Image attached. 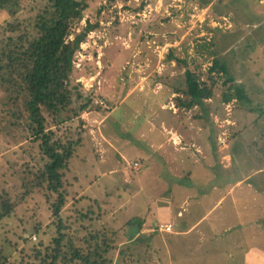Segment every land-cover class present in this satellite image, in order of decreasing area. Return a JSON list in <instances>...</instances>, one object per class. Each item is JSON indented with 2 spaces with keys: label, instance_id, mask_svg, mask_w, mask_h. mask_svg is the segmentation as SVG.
<instances>
[{
  "label": "rangeland",
  "instance_id": "1",
  "mask_svg": "<svg viewBox=\"0 0 264 264\" xmlns=\"http://www.w3.org/2000/svg\"><path fill=\"white\" fill-rule=\"evenodd\" d=\"M86 2L71 38L88 23L94 30L74 57L73 103L59 116L44 113L48 129L77 142L64 179V249L70 251L72 243L71 251L88 255L98 241L108 251L101 250L104 262L96 253L92 261L138 264L130 245L131 222L144 219V233L159 237L171 232L159 230L168 223L167 183L181 180L217 183L218 197L226 194L201 222V231L219 219L216 233H235L236 238L251 233L241 242L251 244L253 253L262 252L264 237L256 235L264 233V0ZM30 4L25 2L16 15L0 13V44L7 22H23L37 13L38 5ZM215 58L229 64L232 83L245 88L251 103L224 101V93L234 89L225 76L209 73ZM186 69L214 89L212 98L190 109L177 98H185ZM86 101L90 105L81 111ZM28 118L23 100L15 101L0 86V201L14 206L11 216L0 217V252L8 264H41L39 251L44 255L59 236L48 193L32 185L42 155ZM172 159L177 161L174 177ZM136 161L139 170L133 168ZM215 197L209 201L215 203ZM205 202L202 210L209 206ZM96 232L97 240L91 238Z\"/></svg>",
  "mask_w": 264,
  "mask_h": 264
},
{
  "label": "trees",
  "instance_id": "2",
  "mask_svg": "<svg viewBox=\"0 0 264 264\" xmlns=\"http://www.w3.org/2000/svg\"><path fill=\"white\" fill-rule=\"evenodd\" d=\"M27 1L31 2V7L38 5L37 13L26 21L7 22L3 26L4 39L0 44V86L4 87L15 101L22 99L24 102L29 114V129L36 140L40 141L42 155L41 164L33 173L32 185L44 188L48 193L53 215L58 220L59 236L46 247L44 255L39 251L37 257L41 264H67L80 259L88 264H98L99 260L92 261L90 255L96 253L103 258L100 262H104L101 250L108 251V247L103 249V245L98 241L88 255H83L80 249L71 251L72 243L69 244L70 251L63 247L66 234L63 231L65 227L61 212L67 203L65 171L69 168L77 142L70 137L65 139L57 135L56 131L48 129L44 115L48 111L59 116L72 105L69 80L74 67V57L88 33L94 30V26L88 23L83 32L71 38L72 25L82 20L88 6L86 0H0V13L7 11L16 15L18 9L24 7ZM213 3V0H202L201 4ZM209 73L221 74L226 77V83H231L229 89H234V92L224 93V101L236 99L251 103L245 88L239 83H232L234 77L225 60L215 58ZM182 95L184 99L177 97L181 106L190 109L203 105L214 95L213 84L203 80L195 71L186 69ZM90 102L82 104L81 111L87 109ZM51 195L56 196L51 199ZM13 208L10 201L1 200L0 217L11 216ZM143 220H139V224H136V221L131 222L135 230L129 238L142 231ZM99 235V232H96L91 234V238L97 240ZM0 264H8L1 252Z\"/></svg>",
  "mask_w": 264,
  "mask_h": 264
},
{
  "label": "crops",
  "instance_id": "3",
  "mask_svg": "<svg viewBox=\"0 0 264 264\" xmlns=\"http://www.w3.org/2000/svg\"><path fill=\"white\" fill-rule=\"evenodd\" d=\"M179 154L180 158H182L180 152ZM176 163L177 161L173 159L169 163V173L171 175L177 174ZM178 167L181 168L182 165L180 164ZM167 184L164 221L173 224V231L164 233L159 237L157 233H144L146 230V227H144L141 233H136L132 237L130 245L134 250L133 253L136 260L139 261L138 264H147V260L150 264L260 263L264 258V247L262 252L254 249L253 253L252 245L246 246L240 240L242 237L250 236L251 233H239L237 234L239 235L238 238H236L235 233L233 236L230 235L231 233H216L219 228V219H215L212 225H208L206 231L199 229L201 222L207 216L210 217L218 204L226 197V194L222 198L218 197L221 189L219 184L212 183L209 185L206 182L202 185H195L193 183H184L181 180ZM231 190L232 187L228 192L230 193ZM211 197L216 198L215 203L209 201ZM191 200H193L192 203H190ZM205 201H207L209 206L206 210H202L203 205L206 203ZM243 209L245 211L246 207L244 206ZM189 214L192 216L187 219ZM146 223H144V226ZM262 232L257 233L256 237L259 235L264 237ZM145 240L148 241V244L144 243ZM231 243L233 244L232 246ZM238 245L239 247L236 248ZM143 256L146 258L144 263Z\"/></svg>",
  "mask_w": 264,
  "mask_h": 264
},
{
  "label": "built area",
  "instance_id": "4",
  "mask_svg": "<svg viewBox=\"0 0 264 264\" xmlns=\"http://www.w3.org/2000/svg\"><path fill=\"white\" fill-rule=\"evenodd\" d=\"M133 168H135L136 170H139L141 168V165L139 162H134L133 163ZM173 228V224L172 223H161L159 230H163V231H172Z\"/></svg>",
  "mask_w": 264,
  "mask_h": 264
}]
</instances>
